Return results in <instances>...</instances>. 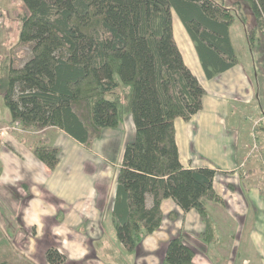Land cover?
I'll return each mask as SVG.
<instances>
[{"label": "trees", "instance_id": "trees-1", "mask_svg": "<svg viewBox=\"0 0 264 264\" xmlns=\"http://www.w3.org/2000/svg\"><path fill=\"white\" fill-rule=\"evenodd\" d=\"M21 1L27 15L18 41L29 46L30 56L19 66L11 59L7 70L1 94L8 122L53 126L91 148L104 128L131 114L134 136L123 148L111 214L117 240L134 251L159 228L161 201L171 198L183 212L195 210L204 223L202 240L214 241L205 202H222L213 188L216 169L184 167L175 140V118L189 120L201 110L205 89L184 62L173 13L212 79L238 63L229 32L235 17L224 0ZM230 1L254 20L247 30L253 48L256 33L264 36V0ZM32 153L48 169L58 164L59 148L46 139ZM194 256L177 233L159 264H195ZM45 258L50 264L65 259L56 246Z\"/></svg>", "mask_w": 264, "mask_h": 264}, {"label": "rangeland", "instance_id": "rangeland-1", "mask_svg": "<svg viewBox=\"0 0 264 264\" xmlns=\"http://www.w3.org/2000/svg\"><path fill=\"white\" fill-rule=\"evenodd\" d=\"M224 3L234 13L235 20L230 26L231 43H233L239 64L245 70L248 65L250 66V73L252 75H250V78L252 81L254 79L252 89L254 90L255 101H257V103H254V108L259 111L258 115H262L263 113L261 111L264 109L263 33L261 31L256 33V36H258V44L253 48L250 47L247 40V30L253 26L254 20L249 15L248 9L241 7V10H239L231 5L230 0H224ZM243 14L246 17L245 22L241 20ZM26 15L27 10L21 0H0V148L2 147L3 150L7 151L10 148L9 142L7 139H4L5 136H11L18 141H24L31 147L37 143H41L45 139L49 144H52V141L55 140V143L59 145V150H61L62 162L65 160L64 164L69 168V172L72 174L71 176L73 179L75 177L76 181H78L75 182L76 187L72 188V190L76 188L79 190V193L75 196V199L79 203L73 208L78 211L85 207L83 204L93 203L92 191L96 193L95 196L98 198L100 191L95 192L93 186L99 187L103 184L107 188L114 182L117 163L121 159L119 153H122L124 143L134 136H132L134 130L132 117L131 114L125 115L117 127L104 128L100 136L94 140L91 148H85L77 142H74L73 148L69 150L63 144L61 136L58 135V128H51L53 126L43 128L23 127L18 123L8 122L9 119L6 118L8 111L1 92L4 90L6 84V72L11 65V59L13 60L14 66H19L30 56L29 46L18 41L21 23ZM173 15L175 16V20L180 22L175 13ZM185 38L187 40V37ZM187 42L179 41V49L181 48L180 50H182L184 56L189 59L192 48L188 49L185 47ZM253 115L252 121H249V116L244 120L243 118L245 116L240 115L244 121V126L241 128L239 127V121L231 123L236 132L239 131L240 136L246 138L247 153L245 161H243L244 164L242 163L241 166L243 165L244 171H246V168L248 170L240 176L243 185L245 184L243 186L244 190L246 186L252 189H258L257 184L259 179L264 180V115L260 117L262 120L260 122H257V114ZM225 142L227 144V139H225ZM23 146L27 149L25 145ZM219 153H221L220 149ZM210 156L212 154L206 155L207 158L202 156L203 158L201 159H205L209 163H215V158H209ZM249 158H251V165L247 166L250 162ZM92 170L95 171V175L89 173ZM15 173L17 174L18 172ZM11 176L15 177V174L13 173ZM245 176L248 177L246 178ZM83 184L90 185V192L88 189L85 191L82 188ZM10 186L0 183V228L4 227L10 237L8 241L6 240L8 242H6L8 248L6 249V246L0 247V264H50L45 258V252L51 246H56L58 251L64 255L65 259L60 264H141L143 260H145L143 264H159L162 259V250L156 252V254L146 253L145 251L143 253V250L138 246V250L127 251L117 240L114 230L108 221L101 223L100 227L103 235L100 237H98L99 231L96 228L97 224H90L88 227L84 219L81 222L71 220L66 224L61 223L54 228L53 223H50V221L49 223H26V226H24L21 223L19 210L21 211V206L27 203L30 198L32 199L33 197V203L41 199L45 204L44 209L47 211L51 210V213L54 212L55 208H64L68 204V201L65 202L62 199L63 202L61 201V203L59 201L60 198L55 197L48 191L42 192L35 189L30 191L19 185ZM256 193H259L257 199L260 206L264 208V187ZM34 208L36 209V207ZM259 210L262 211L261 208ZM235 211L239 213L240 209L235 208ZM30 214L34 216L35 211ZM254 217L255 213L252 207H250L247 215L243 216L237 224L236 221L234 222L232 220L230 227L228 223L225 224L220 219L218 227L221 237H219L218 245L221 246L222 242L223 245L218 264H264V237L260 238L257 233V238L255 237L253 239L254 244L250 243L249 246L247 245L251 242L250 240L248 242V233L255 225L258 226L260 223L258 221L256 222ZM54 225H58V222L55 221ZM242 225L244 232L242 231L238 237L235 234L236 232L237 235L240 233ZM261 225L263 226L264 224L261 223ZM14 234L15 236H19L20 239H16L18 242L17 245H9V241H12L11 237ZM1 235H5L2 230H0ZM187 238L186 241L188 240L190 243H193L195 245L193 248L196 249V240L199 239L198 236L189 234ZM19 241L23 244L22 246L19 244ZM231 242L234 243V250L231 249ZM11 247L12 250L8 252ZM201 250L204 252L203 249ZM196 254V258H194L195 264H211L207 262L204 255L200 253Z\"/></svg>", "mask_w": 264, "mask_h": 264}, {"label": "crops", "instance_id": "crops-1", "mask_svg": "<svg viewBox=\"0 0 264 264\" xmlns=\"http://www.w3.org/2000/svg\"><path fill=\"white\" fill-rule=\"evenodd\" d=\"M230 31L231 30L229 29V32ZM173 32L178 47L180 45L179 41H188L185 44V47L188 49L192 48V51L189 54V59L184 56L182 50L180 51L184 62L196 75L205 89V94L202 100V109L192 115L189 120H184L180 117H177L174 120V133L178 147L179 159L182 165L186 168L200 166L215 168L216 173L214 176L213 188L216 194L221 197L222 202H205L206 210L211 218L215 232V240L212 242H205L200 236L204 231V223L200 219L198 213L193 209L183 212L171 198L162 199L160 204L162 212L161 224L152 234L144 236L139 248L143 250V253L145 251L146 253L149 252L156 254V252L162 250V254H164L167 241L171 236L177 233L183 234L185 242H187L191 247H195L193 243H190L188 240L186 241L189 234H194L199 238L196 240L197 247L196 249L194 248L196 250L195 252L204 255L207 262L211 264H218V259L223 245V242L221 243V246L218 245L220 240L219 237H221L218 227L220 219H222L225 224L228 223V226L230 227L232 220H234V222L236 221L237 224L243 216L247 215L250 207H252L255 213V221L260 223L258 226L255 225L253 227L250 231L251 234L248 231L249 237H246H248V242L249 240L251 242L247 245L249 246L250 243H253V239L255 237L257 238V233L260 238L264 237V225L260 226L261 223L264 224V208H262L258 202L257 197L259 196V193H256L264 187V180L259 179L257 184L258 189H252L251 187L246 186V189L244 190L243 186L245 184L243 185L240 176L248 170V168H246V171H244L245 169H243V165L241 166L243 161H245L247 153L246 138L240 136V133H238L239 131L236 132L235 128H233V125L231 124L232 122L239 121V127L241 128L244 126L243 119L246 120L248 118L247 116L250 117L249 121H252V117H254L253 114H257V122H260L262 121L260 117H262L263 114L258 115L259 111L254 108V103H257V101H255L254 98V90L252 89L254 79L252 81L250 78L251 70L249 65L245 70L238 61V63L232 68L222 72L215 78L208 79L201 67L192 40L188 36L181 22H177L175 20L174 15ZM185 37H187V40ZM230 39L232 42V36H230ZM263 111L264 109L261 112ZM240 115H244L245 118L242 119V116ZM6 116V118L9 119V112ZM51 128L57 129L56 127ZM58 130V135L61 136V140H63V144L66 146L67 150L73 148L74 142L77 141L67 135L64 131L60 129ZM133 135L134 130L132 136ZM48 138L51 139L50 137ZM4 139H7L10 144V148L8 151L3 150L2 147L0 148L1 184L8 186L19 185L20 187L26 186L23 188H26V190L29 189L30 191L34 189L42 192L48 191L55 197L60 198V202H63V200L65 202L68 201V204L64 208H55L54 212L51 213V210L47 211L44 209L45 204L41 199H39V203H33V197L31 195L32 199L30 198L27 203L21 206V211L19 210L22 225L26 226V223L36 224L37 222L49 223L50 221V223H53L54 228L59 226L61 223L66 224L71 220L81 222V220L84 219L87 222L88 227L90 224H97L96 228L99 231L98 237L103 235L100 227L101 223L108 221L112 226L111 214L115 198L117 173L122 159L121 152L119 153L121 159L117 163V172L114 177V184L112 183V185H109L107 188L103 184L99 187L93 186L95 192L100 191L98 198L95 196L96 193L92 191L91 196L93 197V203L83 204L85 207L76 211L73 208L77 205V203H79L78 200L75 199L79 190L78 188L72 190V188L76 187L75 182L78 181H76L75 177L73 179L71 176L72 174L69 172V168L64 164L65 160L62 162L61 150H59L58 153L59 161L56 167L48 169L34 156L32 153V147L28 143L18 141L11 136H5ZM225 139L228 141L227 144ZM77 143L80 144L79 142ZM23 145H25L27 149H25ZM52 145L57 147L59 146L55 143V140L52 141ZM219 149L221 150V153H219ZM208 154H212L209 158H215V163H209L205 159H201L203 158L202 156L207 158L206 155ZM250 159L251 158H249V160ZM248 165H251V160L247 166ZM15 172L18 173L16 174ZM94 172L95 171L92 170V172L89 173H93L95 175ZM13 173L15 174V177L11 176ZM245 177L247 178L248 176ZM82 188L87 191V189L89 190L90 185L83 184ZM150 203L151 197H148L147 206H149ZM34 207H36V209ZM235 208H238V210L240 209L239 213L238 211H235ZM259 208H261L262 211H260ZM34 211L35 215L31 216L30 213H33ZM79 211L81 214L78 213ZM55 221L58 222V225H54ZM243 229L242 225L240 233L238 235L237 232L234 234L239 237L242 231L244 232ZM0 230H2L5 234L0 236V247L6 246L7 249L8 247L6 242L10 239V237L4 227H1ZM16 239H20V237L17 235L15 236L14 234V236L11 237L13 242L9 241V245H17L18 242ZM19 244L21 246L23 245L21 242ZM231 244V249L234 250V243L231 242ZM201 249H203L205 253ZM11 250L12 247L8 250V252ZM196 253L195 256L197 255ZM195 256L194 258H196ZM144 262L145 260H143L141 264Z\"/></svg>", "mask_w": 264, "mask_h": 264}]
</instances>
